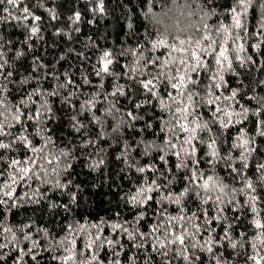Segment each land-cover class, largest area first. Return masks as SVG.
<instances>
[{"label":"snow or ice","instance_id":"1","mask_svg":"<svg viewBox=\"0 0 264 264\" xmlns=\"http://www.w3.org/2000/svg\"><path fill=\"white\" fill-rule=\"evenodd\" d=\"M251 2L252 0H234L232 6L223 9V14L227 15L232 23L229 25L221 21L216 26L206 22L209 17L216 14V8L202 5L198 12L188 13L189 15H199L202 23L188 25L195 31L191 35L180 38L173 35V32L176 30L183 32L187 29L180 28L178 23H167L165 19L152 14L150 7L152 0H148L147 11L141 9L142 16L148 18L152 23L151 31L148 28L144 30L145 39L138 40L135 46L122 44L120 51L114 54L111 48H102L92 41L91 37H88L89 43L84 47L95 49L94 55L96 53L98 55L92 64V73L84 70L80 82H77L68 72L47 71L49 66L43 62L42 56L35 54V46L31 41L33 38L43 39L41 34L43 17L36 15L27 6L21 7L24 0H0V5H11L23 14L16 16L6 7L0 9V12H7L13 20H17L23 28L27 29V34L20 41V45H26L29 52L33 53L30 60L31 72L28 76L17 80L18 71L14 70L15 61L21 58L27 59L28 54L21 47L13 48V41L5 40L4 36L0 34V205L5 206L9 212L12 208L23 207L19 203L23 197L15 195L17 187H31L33 181H40L42 184L51 185L50 190H55L62 197H67L65 203L52 200H49L48 203L50 211L59 208L68 217L61 226L64 233L62 237L55 235L50 237L47 229H37L43 233V238H48V247H45L40 239H33L31 231H26V229L33 228L31 223L13 227L0 219V260H4L9 255L4 249L10 248L11 251L16 252L13 264H27L25 257L34 261L35 264H40L38 257L41 256L42 251L62 252L61 255L51 256V259L57 261V264H105V259L100 256V252L106 250L105 257L108 259V264H122L120 257L127 247L123 241H128L131 243L132 249L155 253L162 259L163 264H173L174 261H181L182 264H197V262L228 264L225 256L227 251L225 244L236 250L238 246L244 248V245L249 243V240L244 239L247 232L241 230L239 237L233 234L237 222L244 215L243 210L248 208L253 214L249 223L257 230V235L255 236L256 242H251L250 245L253 254L249 255L247 259L251 260L252 264H264V219L261 218L260 210L257 208L258 203L262 202L261 197L257 194V185L264 189V163H257L254 166L255 173L259 174L254 184L252 177L245 170L249 168L250 154L256 149L249 147L251 142L247 138L245 130L241 129L235 137V141L239 143H234L233 147L243 149L235 159L230 154L221 157L216 147L217 140L215 138L211 142L200 138V142L206 143L207 149L210 150L203 155H198L196 144L193 143L198 139V130L208 129L210 131L208 123L201 122V118L196 115L199 103L194 97L199 96L200 102L206 103L209 108L214 107L211 115L214 120L219 122L222 129L241 124L247 119L249 108L237 99L240 90L229 88L224 73L239 75L233 67L234 61L241 67L247 63H256L251 55L246 58L241 55L247 49L244 43H238L243 38L239 32L234 31L244 29L242 16L246 15ZM87 3L94 16L107 14L105 0H87ZM119 3L131 12V8L124 3V0H119ZM211 3L213 0H208V4ZM48 11L51 20L58 19L53 10L49 9ZM68 19L73 25H79L82 21V14L76 11ZM29 20L31 23H27ZM5 21H7V16L0 15V22ZM88 23L93 24L94 20H89ZM125 28L126 36H137L131 16L127 18ZM261 29H264V23L261 24ZM73 31L79 33L81 29L75 27ZM152 32H155L156 35L153 36ZM54 35H64L69 40L72 39L71 33L64 32L62 29H56ZM169 36H172V42L169 41ZM230 42L233 45L231 48L229 47ZM260 46V43H257L252 45V48L259 50ZM5 49L7 50L5 51ZM161 49L165 51L160 55L154 54ZM44 51L46 52L47 49L45 48ZM68 52L74 53L80 58L81 67L92 58L85 52H76L74 48H69ZM8 53H13V55L9 56ZM118 57L132 58L130 63L121 65L124 69L123 73L114 71L113 66L119 63ZM65 58V55L62 54L56 64ZM208 58L211 59V63ZM201 69L210 73L211 80V83L206 86L203 96L189 87V85L199 83L193 79V73L198 76ZM32 73H36V75L33 76ZM92 75L99 79V83H93L90 79ZM61 76L64 77L63 80ZM121 76L139 85L142 89L141 94L146 98L136 100L135 95L130 94L132 92L131 85L127 86L126 90L124 84L118 83ZM49 77L56 82L51 90L44 89L41 84L37 83V87L27 90L25 95L20 97L18 103L9 104L7 93L10 91V85L26 84L30 80L39 82ZM108 77H112L113 84L111 91L104 92V100L109 102V106L103 109L104 113L109 114L113 110L119 112L120 109L116 105L120 102V97H125L128 104L131 105V108L126 112L128 119L121 118L117 126L112 129L113 132L119 131L120 123L127 125L129 130H135V122L144 119V117L132 109H142L145 105H151L153 100L157 101L161 111L169 112L171 121L174 123L164 121L165 127L161 130L170 132L171 135L166 136L163 145L141 139L133 146L129 141H125L120 154L116 156L117 160L123 159L125 167L119 171L124 174L125 178H131L133 171L140 177L139 183L133 185L135 191L129 190L119 196L120 200L129 205L131 209L136 210L133 219L131 221L127 219L108 221L101 217L97 221L89 222L86 216L82 219L77 218L74 211L81 207L82 200L87 199L85 194L87 185L84 181L77 182L75 179L79 175L76 172V166L83 167L93 174L101 173V169L107 167L104 147L99 149L96 147L108 135L104 131L101 118L96 115V105L101 103L98 97L101 94L100 90L105 88L104 81ZM165 81H167L165 90L172 89V91H167L166 97L161 93L160 88V85ZM261 84H264V80L261 81ZM84 86H91L97 91L91 94L90 98L80 100L81 94L88 95L81 92ZM222 89H229L230 94H225ZM34 96L42 97V99L34 100ZM51 97H59L64 109L70 111L67 127L71 129L72 133L79 135V142L74 143V136L65 133L67 143L57 152L52 150V146L57 145V140L51 134L52 127L49 124L50 121L56 122L58 119L52 108L54 101L49 99ZM109 97L115 99L109 100ZM222 98L229 103L221 106L219 102ZM246 99L257 100L260 107L254 110L253 115L260 116L264 111V96L259 98L248 96ZM74 100L80 101L79 106L74 103ZM169 100L171 103L168 102ZM232 102L239 105V110L234 109ZM32 105L38 106L33 108ZM174 105L175 107H173ZM86 114L90 117L87 123L81 119ZM233 117L236 119L234 120ZM157 119L163 120V117H157ZM90 124L99 126L100 130L97 131L95 137L89 134ZM145 126L151 128L152 124L150 121H146ZM257 127V134L264 137V119L257 121ZM14 129L15 131H13ZM143 130V128L139 129L141 132ZM181 133L187 135L181 137ZM37 140L39 143L36 142ZM60 142L63 143V141ZM137 149L140 150L141 156H150L153 152L159 153L156 159L164 165V168H160L155 163L140 164L138 159L131 156V152ZM9 153H14V155H9ZM169 155L175 157L177 161L174 165L175 171L169 167L170 162L167 158ZM207 157H211V159H207ZM221 159L232 161L226 164V168L240 177L243 187L229 189V185L218 176H205L204 170L200 167L201 161L214 165ZM80 161H83V164H80ZM236 162H239L241 167L237 168ZM180 171L184 172L182 179L185 185L177 193L173 190L172 185L177 180L176 172ZM149 173L151 175H148ZM101 187L103 184L96 181L91 184L92 190H98ZM108 187L114 193L117 188L122 187V184H108ZM226 189L229 191L226 192ZM237 193L246 196L243 203L236 200ZM101 195L109 197L110 193L105 192ZM24 196H27L29 200H33V196L43 199L47 193H41L37 187L32 196L27 192L24 193ZM192 197L198 199L202 205H208L211 202L214 206L213 214L209 215L208 208L202 209V220L197 212L187 214L183 203L185 198ZM225 197L230 198L225 200ZM9 201H12L10 206ZM33 202L39 203V199H35ZM152 203L157 206L152 217L153 223L149 225L147 231H143L141 221H145L148 217L147 209L152 207ZM165 204L176 205L178 207L177 214L169 213L168 208L164 207ZM227 205H231L232 212L237 213L231 222H228V217L225 214ZM114 217L120 218L121 213L116 211ZM105 228L109 229L107 235ZM218 228L220 234L217 236ZM17 233L22 235L18 236ZM24 241L30 242V245L22 247L21 244ZM257 242L260 247L257 246ZM78 248L79 251H77ZM218 248H225V252L217 251ZM137 259L138 252L129 250L126 257L127 264H136ZM151 261L152 256L149 254L145 257L144 264H150Z\"/></svg>","mask_w":264,"mask_h":264},{"label":"trees","instance_id":"2","mask_svg":"<svg viewBox=\"0 0 264 264\" xmlns=\"http://www.w3.org/2000/svg\"><path fill=\"white\" fill-rule=\"evenodd\" d=\"M234 0H213V3L208 4V0H152L150 5L152 14H155L157 17L165 19L167 23H178L180 28H186V31L176 30L173 32V35H177L180 38L191 35L195 30L188 27L191 24H200L202 21L199 19V15H189V12H198L199 8L202 5H207L209 8H216V14L212 15L207 19L209 25L216 26L221 21L225 24H231V19L223 14V9L226 7L232 6ZM124 3L128 4L131 8V12L127 8H124L119 0H105L106 5V15L96 14L95 16L89 10L90 5L87 3V0H24V4L21 5L29 7L36 15L43 17L42 21V40H37L33 38L31 43L35 46V54L41 55L43 62L46 63L49 67L47 71L63 73L68 72L72 75V78L80 82V77L82 72L86 70L88 73H92V64L95 62L98 53L94 55L95 49H86L85 44L89 43L88 37H91L92 41H95L96 44H99L102 48H111L113 53H118L120 51V46L122 44L135 46L138 40L143 41L145 39L143 33L145 28H148L149 31L152 30V23L148 18H145L141 14V9L147 11L148 0H124ZM7 8L13 15L22 16L23 14L19 9L13 8L11 5H0V9ZM49 9L53 10L58 19L53 21L50 19ZM79 11L82 14V21L79 25H73L68 19L74 14V12ZM167 13V16H165ZM0 15L7 16V21L0 22V34L4 36L5 40L11 39L13 41V48L21 47L27 54L28 58H21L15 61V69L18 71L16 76L17 80L26 77L31 72V56L32 52H29L26 45H20L27 34V29L23 28L22 24L17 20H13L7 12H0ZM151 15V14H150ZM131 16L134 24L137 36H126V20ZM171 18V19H169ZM89 20H94L93 24H89ZM242 21L244 23V29L234 30L239 32L240 36L243 38L238 43H244L247 51L242 53L245 58L248 55H251L253 60L256 61L255 64L247 63L244 67H241L236 61L233 62V67L236 72L239 73L238 76L231 75L229 72H225V79L228 81L229 88L239 89L238 100L241 101L245 106L249 108V113L247 114V119L241 124H235L227 129H222L218 121L214 120L211 112L213 108H209L206 103L200 102V97H194V99L199 103V106L196 108V115L201 118V122H207L209 129H200L197 131L198 139L193 141L196 144L198 155H203L205 152L210 151L206 147V143H201L200 138H203L206 142H211L213 138L217 140V149L220 152L221 157L230 154L234 159L238 157L243 151V149L233 147L234 143H239L235 141V137L239 134L241 129H244L247 138L251 142L249 147H254L255 152H252L249 156V168L245 171L249 176L252 177L254 184L257 181L258 173H255V164L264 163V137L258 135L257 121L264 119V111L261 112L260 116L253 115L254 110L260 107L256 99L248 100L246 97L252 96L259 98L264 96V84H261V81L264 80V29H261V24L264 23V0H252L250 6L247 9L246 15L242 16ZM31 23V21H27ZM75 27H79L81 31L79 33L73 31ZM159 27V26H157ZM56 29H62L64 32L71 33L72 39L69 40L66 36H56L54 32ZM152 35L155 36L156 33L152 32ZM199 35V33H197ZM169 41L172 42V36H169ZM260 43V49L254 50L252 45ZM229 47H233L232 43H229ZM45 48L47 51L45 52ZM69 48H74L76 52H85L88 56L92 57L86 64H83L81 67L80 58L77 57L74 53L68 52ZM7 49H5L6 51ZM164 49H161L158 52H155V55H160L164 52ZM64 54L65 59L61 60L59 64H56V61L60 56ZM9 56H12L13 53H8ZM119 63L114 65V71L123 73L124 69L121 65L128 64L131 62L132 58L128 57H118ZM209 62L211 63V59ZM55 65V67H53ZM98 66V65H97ZM33 76L36 73H32ZM63 80L64 77L61 76ZM93 83H99V79L94 75L90 76ZM193 79L199 81L195 85H189L191 89L196 92H199L201 96L205 93V88L211 83L210 73L206 70L201 69L200 74L197 76L193 73ZM243 81V83H241ZM37 83L41 84L44 89L51 90L55 85V81L49 77L46 80H41L39 82L30 80L26 84H14L10 85V91L7 93V99L9 104H15L19 102L21 96L25 95L27 90H31L37 87ZM120 84L126 86H132V92L130 94L135 95L136 100H143L146 97L143 96L142 89L139 85L135 84L134 81L128 80L125 77L121 76V79L118 81ZM165 81L164 84L160 85L161 93L166 97L167 91H172V89L167 88L165 90ZM105 88L100 90V96L98 99L101 103L96 105V115L101 118L102 123L104 124V131L108 134L105 136V139L97 144V149L104 147L106 153L107 167L101 169V173L93 174L88 172L87 169L76 166V172L79 173L75 177L77 182L84 181L87 187L85 188V194L87 196L86 200L81 201V207L74 210L77 218L87 217L88 221H97L101 217L105 220L111 221L113 219H127L131 221L135 215V211L130 208L129 205L125 204L124 201L119 199V196L129 190L135 191L133 187L134 184L139 183V175L132 172L131 178H125L124 174L119 170L125 167L123 159L117 160L116 156L120 154L121 148L125 141H129L133 146L136 145L141 139L145 141H154L157 145H163L166 136H170V132L162 131L165 127L164 121H171L170 114L167 110L161 111L156 100L152 101L151 105H145L144 108L135 110L138 111L139 115H142L144 119L137 120L135 122V130H129L128 126L120 123L119 131L113 132L112 129L117 126L120 122V119L123 118L127 120L126 112L131 108V105L128 104L125 97L119 98V103L116 105L120 109L119 112L113 110L109 114H105L103 109L109 106V102L104 100V92L112 90L113 79L108 77L105 81ZM63 92V90H61ZM97 89L91 86H84L81 89L82 93H87L88 95H80V100L90 98L91 94L95 93ZM225 94H230L229 89H222ZM175 94V93H173ZM219 95V92H217ZM34 100L40 101L42 97H33ZM50 100L54 101L52 104L53 111L56 114L58 119L56 122H49L52 127V133L54 138L57 140V145L52 146L53 152H57L59 148H63L67 143L65 133L74 136V143L79 142V135L72 133L71 129L67 127L69 122L70 111L64 109V106L60 103L59 97H51ZM115 98L109 97V100H114ZM171 103V101H168ZM74 103L79 106L80 101L74 100ZM221 106L227 105L229 102L224 101L223 98L219 102ZM233 103V107L236 110H239V105ZM38 105H32L33 108ZM175 107V105L173 106ZM27 111V109H25ZM219 115V114H218ZM157 117H163V120L157 119ZM89 116L86 114L82 116L81 119L88 122ZM192 119V117H189ZM235 120L236 117H233ZM150 121L152 124L151 128L145 126V122ZM19 127V126H17ZM90 135L95 137L97 131H99V126L95 124H90ZM143 128L141 132L139 129ZM31 130V129H30ZM15 131V129L13 130ZM179 131V130H177ZM181 137L187 135L186 133H181ZM174 142L175 138L173 137ZM60 141H63L61 143ZM39 143V141H36ZM178 143V142H177ZM108 145H111L110 147ZM140 150L131 152V156L139 160L140 164L155 163L159 165L160 168H164V165L156 159L159 155L157 152L151 153L150 156H141ZM9 155H14V153H9ZM169 167L173 168L175 171V163L177 162L175 157L169 155ZM211 159V157H207ZM232 161H225L223 159L214 165L205 163L201 161L200 167L204 170L205 176L215 175L221 178L224 183L229 185L231 188H241L243 187V181L235 173H231L230 169L226 168L227 163ZM83 164V161L79 162ZM235 166L237 168L241 167L239 162H236ZM6 175V174H5ZM148 175H151L150 173ZM177 180L173 183L172 188L175 192L181 191L184 187L185 182L182 177L184 172H176ZM119 177V178H118ZM93 181L103 184L98 190H92L91 184ZM163 183L164 181H160ZM108 184L121 185L122 187L117 188L116 192H112L108 187ZM39 187L41 193H47V196L41 199L38 196H33V200L39 199V203L29 200L27 196H24V193L27 192L30 196L33 195L34 190ZM51 185L42 184L40 181H33L31 187H17L16 196L23 197L19 201L23 207L12 208L11 211H7V208L3 205H0V219H3V222L9 226L18 227L20 225L31 223L33 225L32 229H26V231H31L33 239H40L41 243L48 247L47 239L43 238V233L37 231L39 228L47 229L50 237L55 235L56 237L63 236V228L61 227L65 220H67V215L62 212L61 209L57 208L52 211L49 210V200L57 201L59 203L67 202V197H62L59 192L55 190H50ZM226 189L225 191H229ZM166 191V190H165ZM108 192L110 193L109 197L101 195V193ZM257 194L261 197L260 203H258L257 208L260 210L261 218L264 219V189H261L257 185ZM230 197H225L227 200ZM6 199V198H5ZM236 200L243 203L246 200V196L242 193L236 194ZM151 203V202H150ZM9 206L12 204V201L8 202ZM183 206L187 209V214L191 212H197V215L203 219V208L209 209V215L211 216L214 211V206L211 202L208 205H202L200 201L194 197L185 198ZM156 204L152 203V207L147 209L148 217L145 221H141V226L143 231H147L150 224L153 223L154 210L156 209ZM164 207L168 208V212L171 214H177L178 207L174 204H165ZM232 206L227 205L225 207V214L228 217V222H231L232 218L237 214L232 212ZM139 210V209H137ZM119 211L121 213L120 218H115L114 213ZM244 215L241 216V219L236 224V228L233 230V234L236 237H239V232L241 230L247 232L245 240H249V243L244 245V248L237 247L236 250L231 249L225 244V248H218L217 251L225 252L227 257L228 264H252L251 260H248L247 257L252 255L251 242L255 241V236L257 235V230L252 227L249 221L252 219V213L248 208H245ZM199 223V221H197ZM105 234H109V229L105 228ZM220 234V229L218 228L216 235ZM9 235V234H5ZM17 235H22L17 233ZM49 237V238H50ZM113 239L115 237H112ZM7 242V241H3ZM127 247L123 250V255L120 257L122 264H127L126 257L129 254V250L132 252H138V259L136 264H144V259L149 254L152 256V261L150 264H163L162 259L158 257L155 253L145 252L144 250H136L131 248V243L128 241H123ZM79 245V241L77 242ZM30 245V242H22V247H27ZM257 246L260 247L257 242ZM5 252H8L9 255L4 259L0 260V264H13L14 258L16 256L15 251H11L10 248L4 249ZM79 251V248L77 249ZM105 251L101 250L100 256L105 259V264H108V259L105 257ZM62 252H41V256L38 257L40 264H57V261L52 260V255H61ZM203 255V254H201ZM27 264H35L34 261H31L28 257H25ZM173 264H182L181 261H174ZM201 264V262H197ZM214 264V262H212Z\"/></svg>","mask_w":264,"mask_h":264}]
</instances>
